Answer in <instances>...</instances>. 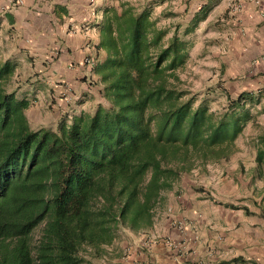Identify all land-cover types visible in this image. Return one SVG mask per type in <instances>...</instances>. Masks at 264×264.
<instances>
[{"label":"trees","instance_id":"obj_1","mask_svg":"<svg viewBox=\"0 0 264 264\" xmlns=\"http://www.w3.org/2000/svg\"><path fill=\"white\" fill-rule=\"evenodd\" d=\"M151 10L129 3L102 10L89 73L106 106L60 118L53 128H30V102L7 89L15 62L0 61V264L118 257L119 232L150 230L162 194L182 175L238 154L237 138L264 113V91L231 97L223 90L225 103L211 110L179 78L208 5L189 22L164 28ZM252 147L248 173L264 184V132Z\"/></svg>","mask_w":264,"mask_h":264},{"label":"crops","instance_id":"obj_2","mask_svg":"<svg viewBox=\"0 0 264 264\" xmlns=\"http://www.w3.org/2000/svg\"><path fill=\"white\" fill-rule=\"evenodd\" d=\"M21 1L20 5L15 0H0V61L15 62L11 82L12 89L18 92L17 97L30 103H75L78 98L80 103H100L96 99L102 100L98 95L99 87L94 85L93 92L86 79L82 82L78 79L86 75L92 78L88 67L83 66V59L85 56L91 58L94 51L98 33L93 25L101 19L102 10L117 8L130 0ZM135 1L137 7L152 8L151 18L160 28L187 23L200 7L208 5L207 16L199 24L219 28L218 47L208 52L216 51L219 56L217 68L222 86L234 96L241 92L264 91V0L258 4L251 0ZM233 7H237V11L233 12ZM94 56L96 60L103 58L102 53L94 52ZM66 85L72 90L69 101L62 93ZM77 113H71V116ZM252 159L251 154V162H247L245 170L254 166ZM240 162L242 166L245 164ZM262 184H253L254 196L259 195L253 198V213L246 206L251 215L240 210L244 219L235 231L219 233L221 239L217 240L214 233L203 230V224L207 222L200 199L182 198L170 202L175 215H168L164 223L158 225L156 217L159 213L156 212L150 230L138 237L133 235L129 246L117 247L118 257L101 264H264ZM162 204L165 206L164 200ZM185 213L188 215L186 225L182 222ZM251 217L253 228L245 227L246 218ZM155 236L174 242L184 240L186 251L171 249L163 239L155 244L138 243L140 238Z\"/></svg>","mask_w":264,"mask_h":264},{"label":"rangeland","instance_id":"obj_3","mask_svg":"<svg viewBox=\"0 0 264 264\" xmlns=\"http://www.w3.org/2000/svg\"><path fill=\"white\" fill-rule=\"evenodd\" d=\"M129 4L137 6L135 0H130ZM218 29L219 28L216 25L207 28L205 25L198 24L197 28L190 36V38L194 40V47L190 51L189 60L183 71L179 72V78L185 82L186 87L192 93L198 94V100L202 98L206 99L208 103H210L211 110L216 107H221L225 103L221 94L225 88L222 86L221 73L218 72L217 68L219 64V56H217L216 51L208 52L209 49L218 47ZM83 66L88 67L85 63H83ZM78 79L80 82L86 79L88 86L91 87L93 92H95V89L93 88L94 84H91V81L93 80L90 81L88 75L83 78L79 76ZM13 87L14 85L11 82L10 85L7 86V89H12ZM17 93V91H14L16 97ZM19 93L22 94V92ZM229 95L235 97L234 94ZM95 97H97V94H95ZM96 99L101 105L106 106V103L99 100L98 97ZM96 104L97 103H80L79 98L75 103H30L29 108L24 114L31 129H37L39 127L53 128L60 118H67L71 116V113H77L78 111L89 113ZM261 105H264V101H261ZM262 132H264V113L256 115L255 125H247L235 142L237 150L239 151L238 153L243 156L240 157L237 154V156H235L236 158L232 156L226 163H222L221 165L206 166L204 170L196 168L190 173L182 175L175 183L172 190L162 194V202L164 200L165 206L161 204L156 210V212L159 213L158 217H156L157 219L155 218L157 224L159 225L161 223L162 225L168 215H175L170 202H176L178 199L181 200L182 198L189 200L191 198L194 199L193 197H197L196 199H200L199 201L202 203L200 205L203 206V211L206 216L204 220L207 224H203V230L214 233L212 235L213 237L216 236L217 240L221 239L219 233L235 231L238 228L239 223H241V220L244 219L242 217V211L230 210L223 208L220 205H214L206 200L204 198L205 196L195 192V189L200 188L204 193H207L219 203L239 207L246 206L253 213V198L259 196H254L253 184L255 182H260L251 178L248 170H245L244 168L247 166V162H251L253 137ZM240 160L243 161V164L245 163L243 166L241 165ZM225 182L228 183L224 184ZM201 196L204 199H202ZM168 202L169 204H167ZM187 218L188 215L186 213L183 214L182 222L185 225L188 222ZM246 220L248 223L245 227L253 228V217L246 218ZM139 235H143V233ZM139 235H137V237ZM130 238H133V235L131 237L128 233L119 232L115 246H129L131 244ZM229 238L230 240H234L233 237ZM162 239L166 240L167 238L161 236H155L149 239L140 238L138 243L149 244L152 242L155 244ZM169 241L172 243L170 247L171 249L175 247L177 250L179 249L183 252L186 251L184 240L174 242L170 239ZM211 255L212 254H210V256Z\"/></svg>","mask_w":264,"mask_h":264},{"label":"built area","instance_id":"obj_4","mask_svg":"<svg viewBox=\"0 0 264 264\" xmlns=\"http://www.w3.org/2000/svg\"><path fill=\"white\" fill-rule=\"evenodd\" d=\"M18 4L21 5L22 1L21 0H15ZM254 4H258L260 0H251ZM232 11L235 12L237 11V7H233ZM83 63H85L89 68L92 65V59L90 57H84L83 59ZM88 68V69H89ZM64 94V98H67V100H71L72 99V94H71V89L70 87H67V85L64 88V91L62 92ZM180 227V225H179ZM164 244H166L167 246H171L172 243L170 241H168L167 239L163 241Z\"/></svg>","mask_w":264,"mask_h":264}]
</instances>
